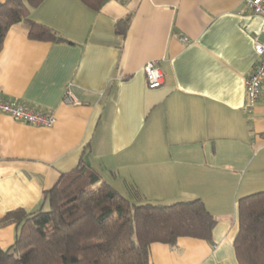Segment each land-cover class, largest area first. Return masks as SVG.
<instances>
[{
	"label": "crops",
	"instance_id": "crops-1",
	"mask_svg": "<svg viewBox=\"0 0 264 264\" xmlns=\"http://www.w3.org/2000/svg\"><path fill=\"white\" fill-rule=\"evenodd\" d=\"M127 16L119 36L115 23ZM29 18L65 41H33L24 26L11 27L0 100L52 111L56 123L34 127L0 114V220L44 210L45 192L82 161L126 198L200 199L216 219L209 241L152 244L149 264H238V200L264 191V84L252 112L243 111L261 19L241 0H108L99 12L44 0ZM151 60L163 74L153 90L142 71ZM65 87L77 104L61 102ZM15 230L0 227V248Z\"/></svg>",
	"mask_w": 264,
	"mask_h": 264
},
{
	"label": "trees",
	"instance_id": "trees-1",
	"mask_svg": "<svg viewBox=\"0 0 264 264\" xmlns=\"http://www.w3.org/2000/svg\"><path fill=\"white\" fill-rule=\"evenodd\" d=\"M44 0L0 2V51L8 30L24 26L38 42L65 41L52 28L32 21L30 11ZM99 12L108 0H77ZM130 16L115 23L124 36ZM126 198L81 161L44 194L48 209H16L0 220L14 225L12 245L0 248V264H149L152 244L179 238L211 239L216 219L200 199L172 204ZM238 231L233 242L238 264H264V191L238 200Z\"/></svg>",
	"mask_w": 264,
	"mask_h": 264
},
{
	"label": "built area",
	"instance_id": "built-area-1",
	"mask_svg": "<svg viewBox=\"0 0 264 264\" xmlns=\"http://www.w3.org/2000/svg\"><path fill=\"white\" fill-rule=\"evenodd\" d=\"M241 2L251 15L261 19L260 31L252 35L255 64L252 72L244 80L245 102L243 111L250 114L259 100L264 84V0H241ZM181 41L183 43L189 42L186 38H181ZM142 71L147 89L153 90L161 87L163 74L157 61H147L143 65ZM61 102L65 105H75L78 103V99L69 87H65ZM0 114L8 115L15 122L34 127L51 128L56 123L52 111H36L17 101L0 100Z\"/></svg>",
	"mask_w": 264,
	"mask_h": 264
},
{
	"label": "rangeland",
	"instance_id": "rangeland-1",
	"mask_svg": "<svg viewBox=\"0 0 264 264\" xmlns=\"http://www.w3.org/2000/svg\"><path fill=\"white\" fill-rule=\"evenodd\" d=\"M47 209H48V207H45L44 211L47 210Z\"/></svg>",
	"mask_w": 264,
	"mask_h": 264
}]
</instances>
